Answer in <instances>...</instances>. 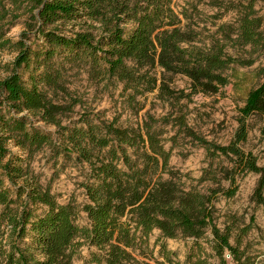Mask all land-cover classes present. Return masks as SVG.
Segmentation results:
<instances>
[{
  "label": "trees",
  "instance_id": "16d2710c",
  "mask_svg": "<svg viewBox=\"0 0 264 264\" xmlns=\"http://www.w3.org/2000/svg\"><path fill=\"white\" fill-rule=\"evenodd\" d=\"M26 1L28 31L13 42L0 29V52L17 54L0 79V264H73L86 245L96 249L92 263L141 264L134 253L146 254L155 232L163 255L155 264H257L245 243L253 221L242 227L230 216L232 224L219 227L216 204L218 194L234 198L239 180L254 174L259 179L253 200L264 208V167L244 148L252 118L261 122L264 140V67L258 72L263 82L249 91L226 145L197 134L182 108L174 118L150 117L137 127L87 111L74 120L81 101L69 89L72 78L84 72L108 88L122 85L131 101L157 92L173 109L182 99L217 94L230 84L233 66H248L227 52L230 44L251 54L264 50V21L255 2L244 11L236 8V28L225 24L217 32L221 38L205 43L188 11L175 10L174 0ZM4 9L0 0V20ZM175 75L190 81L188 93L170 87ZM38 122L55 127V133ZM159 123H173L178 135L204 149L208 165L197 181L210 185L206 192L198 185L186 188L185 175L171 167ZM11 145L22 154H12ZM46 147L87 170L82 207L59 203L31 170V159ZM81 212L86 226L78 223ZM179 237L194 242L185 262L164 242Z\"/></svg>",
  "mask_w": 264,
  "mask_h": 264
},
{
  "label": "rangeland",
  "instance_id": "374dc122",
  "mask_svg": "<svg viewBox=\"0 0 264 264\" xmlns=\"http://www.w3.org/2000/svg\"><path fill=\"white\" fill-rule=\"evenodd\" d=\"M22 4H14L11 0H4V20H0V29L13 42L20 39L23 32L28 31L27 24L30 21L26 0H20ZM220 7H214L210 0H174V8L180 13L184 9L188 11L193 28L201 34L199 39L209 43L213 38H221L217 35L223 25L237 27V10L244 11V6L250 1L255 2V9L264 21V0H221ZM24 3V4H23ZM21 7V8H20ZM196 7V9H195ZM235 9V10H234ZM1 19V16H0ZM264 30V22H263ZM227 52L237 58H241L248 66H233L229 70L230 84L214 95H195L188 99H182L177 109H173L169 103L159 100L157 92L138 96L131 101L128 92H123V86L117 88L107 87L106 83H95L88 79L84 72L72 78L69 89L73 97L81 101L75 108L73 119L77 120L85 112L92 115H100L103 119L116 121L123 127H137L148 121L150 117L162 119L168 115L177 113L182 108L186 116V122L197 134L217 144L226 145L234 137L238 127L239 109L243 107L249 91L263 82L259 76V70L264 67V50L251 54L250 48L240 49L231 44ZM15 52H0V79L8 76V67L16 57ZM253 61V62H252ZM252 62V64H250ZM170 87L177 91L188 93L190 81L182 76H170ZM176 116L173 115V118ZM166 139V148L171 151L170 165L174 171L185 175L182 183L186 188L198 185V179L202 171L207 167L205 151L184 134L178 135V127L173 123L163 126ZM37 126L46 131L55 133L56 128L38 122ZM251 131L245 150L252 151L258 158L260 166L264 167V140L260 135L261 122L258 118L250 120ZM12 154L21 155L22 152L14 145L10 146ZM31 170L39 177L41 184L51 189L52 194L61 204L74 201L82 207L87 202V196L83 183L86 179L87 170L74 160H68L63 155L57 157L53 149L46 147L37 153L30 161ZM259 176L249 174L238 182V190L234 198L225 199L218 194L216 207L217 224L224 228L232 224L230 216H236L238 225L244 227L253 221V227L245 237V243L249 245V252L257 257V264H264V208L256 204L253 194L258 183ZM209 184L198 185L197 188L207 191ZM81 226L88 224L87 215L81 212L78 218ZM158 232L150 238L149 248L146 254H134L141 264H155L156 260L162 261L160 243L156 244ZM203 245L210 250L203 240ZM167 249L174 253L177 260L185 262L189 254L193 240L179 237L174 240L164 241ZM146 249V247H144ZM96 249L85 246L73 264H95L91 261V255Z\"/></svg>",
  "mask_w": 264,
  "mask_h": 264
}]
</instances>
